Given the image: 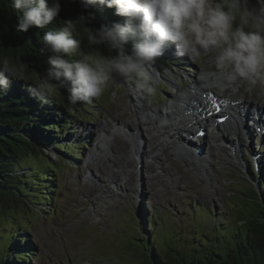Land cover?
<instances>
[{
    "label": "rangeland",
    "instance_id": "rangeland-1",
    "mask_svg": "<svg viewBox=\"0 0 264 264\" xmlns=\"http://www.w3.org/2000/svg\"><path fill=\"white\" fill-rule=\"evenodd\" d=\"M62 1L66 9L71 7L75 10L77 22L82 11L72 0ZM77 25H80L84 34H88L85 27H92V24ZM0 32L15 41L14 30L1 17ZM171 50L176 51L174 46L167 47L152 66L155 90L151 95L139 89L134 80L118 74L109 82L104 94L94 98L91 104L98 111L97 117L89 118L84 112L82 115L86 122L77 121L74 126L62 132L61 144L70 145L72 138L88 141L89 146L83 151L81 161L76 160L75 155L72 158L53 147L45 150L42 162L39 163L41 166L46 163L57 164L61 168L54 180L59 191L53 193L56 200L44 204L52 212H42L41 216L29 213L33 229L27 233L36 243L38 256L27 264H145L142 251L134 245H138V239L146 238V233L136 227L135 220L131 218L134 214L141 222H146V214L157 215L169 211L170 227H175L176 231L182 227L183 235L197 236L200 226L195 223L197 218L194 211L198 208L211 215V220L202 228L209 232L213 221L224 223L232 218L230 205L240 204L233 195L256 198L254 191L260 192L259 184L263 183L264 178L258 174L259 180L250 183V157L254 152V141L251 147L241 151L243 161L239 165L235 161L236 156L235 162L231 161L234 158L231 146L221 152H211L213 142L207 140L202 160L185 157L195 162L193 164L196 167L189 166L184 160L181 162L178 157H174V153L179 150L163 135L165 131L170 134L169 137L174 135L170 127L169 130L162 128L174 121L155 122L156 116L145 111L148 107L165 113L174 97L180 94L186 96L184 92L188 88L185 87H178L176 95L165 91L168 81L174 79L169 73L170 69L165 70L163 67L166 55L181 62L182 65L174 62L171 68L177 73L175 79L178 83L182 79L186 87L191 86L195 78L199 80L203 74L213 76L216 71L211 63L212 53L193 60L187 56L178 58L172 55ZM27 59L36 66L37 60L28 56ZM235 85L231 87L236 89L233 91L241 87V95L237 99L243 100L242 97L247 96L250 102L264 110V94L259 88L249 91L246 84ZM53 91L59 97L66 94L64 90ZM136 91L143 100L139 112L132 109ZM59 118L62 119L61 116ZM124 122L129 123V129L124 127ZM175 124L177 126L178 122L175 121ZM154 137L156 140L152 141ZM149 140L155 145L161 144L168 148L167 152L164 153L160 147L153 151L154 145ZM254 140L264 143L261 138L254 137ZM235 146L239 147L238 143ZM157 156L163 166L155 160ZM141 159H144V163ZM151 166L153 169L148 170ZM259 167L263 169L264 164ZM112 176L118 181H113ZM14 213L18 223L22 222L23 214L20 211Z\"/></svg>",
    "mask_w": 264,
    "mask_h": 264
},
{
    "label": "trees",
    "instance_id": "trees-1",
    "mask_svg": "<svg viewBox=\"0 0 264 264\" xmlns=\"http://www.w3.org/2000/svg\"><path fill=\"white\" fill-rule=\"evenodd\" d=\"M61 4L60 16L45 28L18 32V13L13 8V0H0V17L9 23L16 35L15 41H11L8 35L0 32V59L6 57L13 66L23 68V78L13 79L8 90L0 89V264H27L38 256L36 243L27 233L33 229L29 213L41 216L42 212H52L44 204L57 199L53 198V193L59 191L54 180L61 170L57 164L41 166V157L47 148L53 147L72 158L74 155L80 158L83 146L87 144L74 138L70 145L61 144L62 132L77 121L86 122L84 112L89 118L97 117V111L91 105L94 98L71 105L67 92L59 97L53 90L41 91L39 88L49 66V54L42 49L43 35L49 30H58L67 21L76 22L75 10L66 9L62 0ZM76 5L82 11L80 5ZM90 11L96 16L93 28L126 20L115 15V9L94 5ZM77 31L76 38L81 40L84 52L98 49L100 53L108 54L103 46H89L88 34L82 33L80 25H77ZM136 43L137 40L131 38L129 47ZM27 56L37 60L36 66ZM67 58L75 60L77 57L69 55ZM26 162L31 163L25 165ZM250 166L252 184L259 176L251 162ZM262 176L264 178V171ZM259 187L260 192L254 191L256 198L233 195L240 204L230 205L232 218L224 223L212 220L209 232L202 228L211 220V215L201 208L194 211L195 223L200 226L197 236L183 235L182 227L179 231L170 227L169 211L146 214V222H141L134 214L131 218L136 227L146 233V238L138 239L140 242L134 247L142 251L145 264H264V181ZM19 211L23 220L18 223L14 212Z\"/></svg>",
    "mask_w": 264,
    "mask_h": 264
},
{
    "label": "clouds",
    "instance_id": "clouds-1",
    "mask_svg": "<svg viewBox=\"0 0 264 264\" xmlns=\"http://www.w3.org/2000/svg\"><path fill=\"white\" fill-rule=\"evenodd\" d=\"M82 9L77 22L67 21L42 37L49 54L48 68L39 88L64 90L71 105L101 97L116 75L135 81L145 94L155 88L152 75L156 59L174 46L179 56L199 59L212 53L214 75L228 85L246 84L264 94V0H72ZM115 9L126 18L111 26L85 27L89 46H103L107 55L82 50L77 23L96 20L91 7ZM18 32L45 28L62 11L61 0H13ZM137 43L129 47L130 39ZM115 52V55L112 53ZM71 55L77 57L70 60ZM23 78V68L0 59V89Z\"/></svg>",
    "mask_w": 264,
    "mask_h": 264
},
{
    "label": "bare ground",
    "instance_id": "bare-ground-1",
    "mask_svg": "<svg viewBox=\"0 0 264 264\" xmlns=\"http://www.w3.org/2000/svg\"><path fill=\"white\" fill-rule=\"evenodd\" d=\"M197 82H198V80L196 79H194V85L195 84H197ZM214 82H216V85H213V83ZM212 85V87L213 88H218V89H220V91H221V94H215L214 95V98L215 99H217V101L218 102H220V103H224V104H228V105H231L232 107L234 106L233 104H231L232 103V97L234 96V95H236L235 93H231V95H230V97H227V94H229L230 93V90H231V86L232 85H228V84H226V82H224L223 81V79L222 78H220V77H217V76H215V75H213V76H211V75H207L206 74V76L204 75V81L203 82H200V84H198V86H196L198 89H200V91L202 92V93H204V94H208V93H210V91H209V89L211 88V87H209L207 90H205V88L204 87H201V86H204V85ZM210 90H213V89H210ZM233 91V90H232ZM234 92H236V91H234ZM191 93V92H190ZM135 96H136V101H134V104L132 105V109H135L137 112H139V111H141V108H140V105H142V96H141V94L138 92V91H136V93H135ZM254 96V95H253ZM189 97V96H188ZM188 97H187V99H188ZM191 99L192 100H195L196 102H198L199 103V105L201 104V103H203V101H202V98H201V96H200V94L198 95H192L191 96ZM176 101L177 100H174V104L176 103ZM234 101V100H233ZM136 102V103H135ZM181 102H183L184 103V105H183V103H180L179 105H176V106H174V107H172V114L173 115H175L176 113H178V117H181V119H180V124H183L184 126H187V125H189L190 123H191V127H189V129H188V131H190V132H193L194 131V129H195V127H194V123L191 121V119L190 118H187V113H189V114H191V109H192V106H191V104H188V102L187 101H181ZM183 106V107H182ZM195 106V105H194ZM196 107V106H195ZM238 107H241V106H238ZM255 106H253V104H252V106L251 107H249V108H247L243 113H245V115H246V118L247 117H251L253 114H252V111L254 110V109H256V110H259L258 108H254ZM145 111H150V112H152L153 114H155V115H157L158 117H162L161 115H162V113L161 112H159V111H155L154 109H149L148 107L146 108V110ZM144 113V112H143ZM149 113V112H148ZM182 113H185V116L184 115H182ZM242 113V114H243ZM171 114V115H172ZM193 114L194 113H192L191 115H190V117L193 119ZM152 118V117H151ZM191 122H190V121ZM143 121V120H142ZM142 121H141V123H142ZM235 121H236V119H235ZM236 122H239V123H241V119H238ZM143 124V123H142ZM148 123H146V124H144V125H147ZM123 125H124V127L126 128V129H129V123L128 122H124L123 123ZM141 125V124H140ZM175 125H170V128L172 129L171 131H174V132H176L175 134H177V136H176V140H178L179 138V133H180V130H179V127H177L176 129H174L175 127H174ZM164 130H166V129H168L169 128V126H165V127H162ZM169 130V129H168ZM167 134H169L167 131H165L164 133H163V135L164 136H167V138H169L170 140H173V142H172V144H173V146H174V148H178V150H179V152L177 153V154H175L174 153V157H178V159L182 162V160H184V162H185V164L186 165H194V167H196V165L195 164H193V163H195V162H191V161H189L188 159H186L185 158V156H191L192 154V152H193V148L191 147V146H185V149L186 150H183L181 147H179L180 145L178 144V142L176 141V140H174L173 138H170V137H168V135ZM155 139V137L152 139V141ZM156 140V139H155ZM150 141V140H149ZM149 143H151V145H154V146H152V149H153V151H157L158 149H159V147L163 150V152L164 153H166L167 152V150H168V148H165L163 145H155V144H153L151 141L149 142ZM155 143V142H154ZM201 146L204 144V141H203V139H201ZM213 143H214V145L215 146H217L218 144H217V141H213ZM240 145H241V143H240ZM243 145V144H242ZM241 145V146H242ZM204 146V145H203ZM240 146V147H241ZM250 147V145H248L247 146V148H249ZM172 149V148H171ZM195 149V148H194ZM216 149H217V147H214V146H212V152H214V151H216ZM240 149H237L236 150V152L237 153H235L234 154V156H236V159H235V161L237 160V162L236 163H242V161H243V157L242 156H240V154L238 153V151H239ZM140 152V151H139ZM196 153H198L197 151H195ZM147 157V156H146ZM153 157V156H152ZM193 156H191V158H192ZM205 156H203V158H204ZM158 158V159H157ZM157 158H155V160L159 163V165H162L163 166V164L161 163V162H159V156H157ZM235 158V157H234ZM194 159V158H193ZM202 159V158H201ZM142 160V159H141ZM232 162H235L234 161V159H232L231 160ZM142 163H144V159L142 160ZM124 164H126V163H124ZM130 165H131V163H130ZM150 167H148V170H152L153 169V167L151 166V168L149 169ZM208 176V175H207ZM112 178V180L113 181H118L117 179H116V177L115 176H112L111 177Z\"/></svg>",
    "mask_w": 264,
    "mask_h": 264
},
{
    "label": "snow or ice",
    "instance_id": "snow-or-ice-1",
    "mask_svg": "<svg viewBox=\"0 0 264 264\" xmlns=\"http://www.w3.org/2000/svg\"><path fill=\"white\" fill-rule=\"evenodd\" d=\"M227 119V117H223V118H221L218 122H220V123H222L224 120H226ZM201 135H203V132H201Z\"/></svg>",
    "mask_w": 264,
    "mask_h": 264
}]
</instances>
